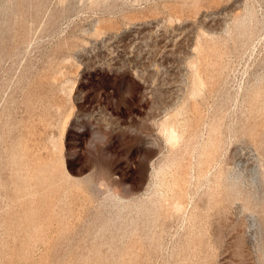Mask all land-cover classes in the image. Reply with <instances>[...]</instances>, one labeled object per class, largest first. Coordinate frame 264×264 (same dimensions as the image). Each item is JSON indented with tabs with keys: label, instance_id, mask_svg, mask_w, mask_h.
Listing matches in <instances>:
<instances>
[{
	"label": "rangeland",
	"instance_id": "1",
	"mask_svg": "<svg viewBox=\"0 0 264 264\" xmlns=\"http://www.w3.org/2000/svg\"><path fill=\"white\" fill-rule=\"evenodd\" d=\"M0 264H264V0H0Z\"/></svg>",
	"mask_w": 264,
	"mask_h": 264
},
{
	"label": "bare ground",
	"instance_id": "2",
	"mask_svg": "<svg viewBox=\"0 0 264 264\" xmlns=\"http://www.w3.org/2000/svg\"><path fill=\"white\" fill-rule=\"evenodd\" d=\"M196 2H197V1H196ZM196 2H194V3H196ZM196 4H197V3H196ZM196 4H195V5H196ZM239 19H240V18H238V21H241V19H240V20H239ZM236 21H237V20H236ZM237 23H240V22H237ZM244 24H245V23H244ZM240 26H241V24H240ZM240 26H239V27H240ZM242 26H243V25H242ZM244 27H245V26H244ZM245 28H246V27H245ZM241 29H242V27H241ZM241 32H243V29L241 30ZM244 33H245V32H244ZM210 51H211V50H210ZM73 108H74V107H73ZM197 116H198V115H197ZM68 117H69V116H68ZM201 117H202V116H201ZM171 118H172L171 116H170L169 118H168V117L165 118L164 121H163L161 124H162V131L165 132L166 135H167V142H168V143L170 142L169 144H172V147H174L175 145H178V143H179L180 140L182 141L183 139H182V137H181V139H180V136H182V135H181V133H180L179 130H178L179 128H176L175 124L172 123V122L170 121ZM199 118H200V117H199ZM196 119L198 120V118H196ZM197 120H196V121H197ZM66 123H67V122H66ZM69 123H70V121H69ZM197 124H198V123H197ZM197 124H196V125H197ZM213 125H214V124H213ZM198 126H200V123H199ZM191 127H192V126H191ZM196 127H197V126H196ZM66 128H67V127H66ZM219 128H220V127H219ZM194 129H195V128H194ZM199 129H200V128H199ZM216 129H217V128H216ZM220 129H221V128H220ZM220 129H219V130H220ZM253 129H254V128H253ZM177 130H178V131H177ZM196 130H197V129H196ZM214 130H215V129H214ZM214 130H211V131H212L211 133H214V132H213ZM63 131H64V130H63ZM66 131H67V130H66ZM192 131H193V130H192ZM194 131H195V130H194ZM215 131H216V130H215ZM179 133H180V134H179ZM190 133H191V132H190ZM190 133H189V135H190ZM61 134H65V131L62 132ZM182 134H183V133H182ZM214 134H215V133H214ZM183 135H185V134H183ZM195 135H196V134H195ZM195 135H194V136H195ZM219 135L221 136V134H219ZM255 135H256L257 137L259 136V135H257V134H255ZM197 136H199V135H197ZM214 136H215V135H214ZM220 136H219V137H220ZM61 137H62V135H61ZM209 137H210V136H209V134H208V142H211V141H209ZM219 137H218V139H219ZM184 139H186V137H184ZM187 139H188V137H187ZM187 139H186V140H187ZM197 139H198V137H197ZM61 140H63V139H61ZM192 140H193V139H192ZM195 140H196V139H195ZM211 140H212V139H211ZM185 142H186V141H185ZM189 142H190V141H189ZM189 142H188V143H189ZM198 142H199V139H198ZM200 142H201V141H200ZM191 143H192V142H191ZM194 143H195V141H194ZM194 143H193V144H194ZM205 143H206V142H204V144H205ZM217 143H218V141H217ZM61 144H62V141H61ZM179 144H180V143H179ZM185 144H187V143H185ZM201 145H202V144H200V146H201ZM205 145H206V144H205ZM210 145H211V149H212V146L215 147V142H213V144H210ZM62 146H63V144H62ZM170 146H171V145H170ZM182 146H184V145H182ZM189 146H190V145H189ZM203 146H204V145H202V147H203ZM207 146H208V145H207ZM216 146H218V145L216 144ZM193 147H194V146H193ZM209 147H210V146H209ZM209 147H208V148H209ZM218 147H219V146H218ZM181 148H183V147H180V149H181ZM189 148H190V147H189ZM196 148H197V146H196ZM205 148H206V147H205ZM185 149H186V148H185ZM185 149L183 148L181 151H183V150H185ZM197 149H198V148H197ZM200 149H201V148H200ZM202 149H203V151L206 152V150H205L204 148H202ZM62 150H63V149H62ZM190 150H192V152H193L194 149H190ZM217 150H218V149H216V151H217ZM172 151H173V149H172ZM172 151H169V152L171 153ZM179 151H180V150H179ZM203 151H202V152H203ZM213 151H215V150H213ZM216 151H215V152H216ZM169 152H168V153H169ZM194 152H195V151H194ZM207 152H209V151L207 150ZM207 152H206V153H207ZM176 153H177V151L175 152V155H176ZM181 153H182V152H181ZM196 153H197V152H196ZM216 153H217V152H216ZM192 154H194V153H192ZM207 154H208V153H207ZM166 155H167V154H166ZM175 155H174L173 158L170 157V156H171V155H170V156L167 158L168 160L166 159V163H165V164L161 163L162 165H161V166L158 168V170L155 172V176L159 179V181H161V183L163 184V186H166L167 191L170 192V193H169V194H170V198H169V196H167L166 198L163 197V198H160V199H155V200L152 201V203L150 202V203L152 204V207H151L150 205H149V206H150L151 208H153V209H152L153 211H154L155 209H157V207H161V209L164 208V205L166 206L167 201H168V202L170 201L167 205L169 206L168 208L171 207V210H173V212H177V213H178V212H181V211H183V210L185 209V204H186V203H184V202H186V201L184 200V198H182V195H183V194L181 195V191L184 190V189L181 190V179L183 178V177L181 178V168H182V166H181L180 161L177 160V158H175V157H176ZM177 155H178V153H177ZM186 155H187V154H186ZM201 155L203 156L202 153H201ZM208 155H209V156H212V155H216V154H212V155H211V153H209ZM61 156H62V154H61ZM179 156H180V155H179ZM181 156H182V155H181ZM197 156H199L198 153H197ZM209 156H208V157H209ZM177 157H178V156H177ZM187 157H188V155H187L186 158H184V159H187ZM203 157H205V156H203ZM215 157H216V156H215ZM60 158H61V157H60ZM163 158H165V156H164ZM182 158H183V156H182ZM182 158H181V160H182ZM197 158H198V157H196V159H197ZM205 158L207 159V157H205ZM209 158H210V157H209ZM209 158H208V159H209ZM179 159H180V158H179ZM198 159H200V157H199ZM202 159H203V158H202ZM202 159H201V160H202ZM212 159H214V156L212 157ZM212 159H211V160H212ZM60 160H62V159H60ZM203 160H204V159H203ZM214 160H216V159H214ZM214 160H213V161H214ZM164 161H165V159H164ZM164 161H162V162H164ZM182 161H183V160H182ZM184 161H185V160H184ZM184 161H183V162H184ZM187 161H188V160H187ZM196 161H197V160H196ZM213 161H212V164L214 163ZM50 162H51V161H50ZM200 162H202V161H200ZM209 162H210V160H209ZM197 163H198V161H197ZM203 163H204V162H203ZM203 163H202V164H203ZM206 163H208V161H206ZM158 164H160V163H158ZM182 164H183V163H182ZM214 164H217V163H214ZM218 164H219V163H218ZM55 165H56V164H55ZM60 165H61V164H60ZM65 165H66V164H65ZM65 165H64V164L61 165V166H63V170H64ZM185 165H186V164H185ZM188 165H189V164H187V166H188ZM199 165H200V164H199ZM210 165H211V163H210ZM61 166L58 167V169H59V168H62ZM194 166L196 167V165H194ZM197 166H198V165H197ZM205 166L209 167L208 164H205ZM211 166H212V165H211ZM211 166H210V167H211ZM49 167H50V166H49ZM183 167H184V165H183ZM190 167H191V164L189 165V168H190ZM200 167H201V166H200ZM202 167H203V166H202ZM202 167H201V168H202ZM53 168H54V167H53ZM189 168H188V170H189ZM204 168H205V167H204ZM216 168H218V167H216ZM182 169H183V168H182ZM184 169H185V168H184ZM198 169H199V168H198ZM207 169H208V168H207ZM37 170H38V169H37ZM39 170H40V169H39ZM43 170H44V169H43ZM59 170H60V172H59V173L57 172V173H58L59 175H60V174L62 175L61 172H64V171H61V169H59ZM59 170H57V171H59ZM212 170H214V169H212ZM212 170H211V171H212ZM216 170H217L216 172H218V169H216ZM53 171H54V170H53ZM168 171H169V172H168ZM202 171H203V170H202ZM202 171H201V172H202ZM204 171H205V170H204ZM209 171H210V170H209ZM55 172H56V171H55ZM182 172H183V171H182ZM187 172H188V171H187ZM205 172H206V171H205ZM205 172H204V175H206V173H207V172H206V173H205ZM219 172H220V171H219ZM64 173H65V172H64ZM184 173H185V172H183V174H184ZM41 174H42V173H41ZM168 174H170V178L168 177V176H169ZM186 174H187V173H186ZM188 174H189V173H188ZM192 174H193V173H192ZM201 174H203V173H201ZM216 174H217V173H216ZM36 175H37V174H36ZM56 175H57V174H56ZM63 175H64V174H63ZM204 175H203V176H204ZM214 175H215V174H214ZM214 175H213V176H214ZM218 175H220V174H218ZM40 176H41V175H40ZM206 176H207V175H206ZM208 176H209V175H208ZM221 176H222V174H221ZM221 176H220V177H221ZM57 177H58V176H57ZM204 177H205V176H204ZM37 178H38V177H37ZM60 178H61V177H59V179H60ZM68 178H69V177H68ZM186 178H188V176H187ZM206 178H207V177H206ZM215 178H216V177H215ZM86 179H88V178H86ZM183 179H184V178H183ZM183 179H182V180H183ZM60 180H61V179H60ZM72 180H74V179H72ZM72 180H71V182H73ZM187 180H188V179H187ZM46 181H47V180H46ZM69 181H70V180H69ZM74 181H75V180H74ZM77 181H78V180H77ZM85 181H87V180H85ZM218 181H219V179H218ZM218 181H216L217 184H219ZM232 181H234V180H232ZM41 182H42V181H41ZM75 182H76V181H75ZM182 182H183V181H182ZM86 183H87V182H86ZM88 183H89V182H88ZM91 183H92V182H91ZM91 183H90V184H91ZM183 183L186 184L185 180H184ZM213 183H214V182H213ZM216 183H215V184H216ZM233 183H234V182H233ZM235 183H236V182H235ZM39 184H40V183H39ZM39 184H38V186H39ZM41 184H42V183H41ZM92 184H93V183H92ZM228 185H230V183H229ZM228 185H227V187H228ZM40 186H41V185H40ZM48 186H49V185H48ZM159 186H160V185H159ZM46 187H47V186H46ZM183 187H184V186H182V188H183ZM229 187H231V185H230ZM229 187H228V188H229ZM234 187H235V186H234ZM237 187H238V185H237ZM97 188H99V190H100V187H97ZM97 188H96V189H97ZM216 188H218V187L216 186ZM216 188H215V189H216ZM228 188H227V189H228ZM210 189H211V188H210ZM227 189H226V190H227ZM231 189H233V188H230V190H231ZM236 189H237V188H236ZM47 190H48V189H47ZM233 190H234V189H233ZM95 191H96V190H95ZM97 191H98V190H97ZM208 191H209V190H208ZM208 191H207V192H208ZM210 191H211V190H210ZM210 191H209V192H210ZM212 191H213V190H212ZM216 191H217V189H216ZM231 191H232V190H231ZM231 191H230V192H231ZM235 191H236V190H235ZM103 192H104V191H103ZM207 192H206V194H208ZM218 192H219V191H218ZM227 192H228V194H229V191H227ZM227 192H225V195H226ZM99 193H101V192H99ZM106 193H107V191H106ZM153 193H155V192H153ZM219 193H220V192H219ZM231 193L233 194V192H231ZM234 193H235V192H234ZM162 194H163V193H162ZM216 194H217V193H216ZM228 194H227V195H228ZM232 194H230L229 196H231ZM152 195H153V194H152ZM156 195H157V193H156ZM167 195H168V194H167ZM210 195H213V193L211 192ZM214 195H215V193H214ZM149 196H150V195H149ZM185 196H186V195H184V197H185ZM49 197H50V196H49ZM49 197H48V198H49ZM215 197H216V196H214V197H212V198L216 199ZM58 198H59V197H58ZM115 198H117V196H116ZM148 198H150V197H148ZM156 198H157V197H156ZM158 198H159V197H158ZM200 198H202V197H200ZM205 198H206V197H205ZM207 198H208V197H207ZM212 198H211V199H212ZM118 199H120V198H118ZM140 199H141V198H140ZM140 199H139V203H141V202H140ZM182 199L184 200V202H183ZM208 199H209V198H208ZM211 199H210V200H211ZM56 200H57V199H56ZM187 200H188V199H187ZM216 200H217V199H216ZM216 200H215V201H216ZM60 201H61V200H60ZM142 201H143V199H142ZM206 201H208V200L206 199ZM206 201H205V203H206ZM215 201L213 200V203H214ZM217 201H218V200H217ZM42 202H43V201H42ZM123 202H124V201H123ZM132 202H133V201H132ZM146 202H148L147 199H146ZM146 202H145V203H146ZM188 202H190V201H188ZM200 202H201V201H200ZM208 202H209V201H208ZM211 202H212V201H211ZM54 203H55V202H54ZM116 203H117V202H116ZM135 203H136V202H135ZM137 203H138V201H137ZM118 204H119V203H118ZM128 204H129V203H128ZM133 204H134V203H133ZM143 204H144V203H142V204H140V205L142 206ZM146 204H147V203H146ZM146 204H145V205H146ZM216 204H217V202H216ZM125 205H126V203H125ZM125 205H123V206H125ZM130 205H131V204H130ZM213 205H214V204H213ZM213 205H212V206H213ZM47 206H48V205H47ZM119 206H120V205H119ZM128 206H129V205H128ZM138 206H139V205H138ZM188 206H189V205H188ZM188 206H187V207H188ZM210 206H211V205H210ZM210 206H209V207H210ZM129 207H130V206H129ZM129 207H128L127 209H129ZM131 207H132V205H131ZM136 207H137V206H136ZM139 207H140V206H139ZM139 207H137L136 210L140 209L139 211H141V208H142V207H141V208H139ZM207 207H208V206H207ZM119 208H120V207H119ZM125 208H126V207H125ZM134 208H135V207H134ZM145 208L147 209L146 206H145ZM148 208H149V207H148ZM151 208H150V209H151ZM165 208H166V207H165ZM120 209H121V208H120ZM195 209H197V208L195 207ZM205 209H206V208H205ZM129 210H130V209H129ZM142 210H143V209H142ZM144 210H145V209H144ZM147 210H148L147 214H149L150 212H152L151 210H150V212H149V209H147ZM167 210H168V209H167ZM171 210H170V211H171ZM185 210H186V209H185ZM118 211H119V210H118ZM120 211H121V210H120ZM133 211H134V210H133ZM133 211H132V212H133ZM155 211H156V210H155ZM157 211H160V210L157 209ZM202 211H203V210H202ZM129 212H130V211H129ZM137 212H138V211H137ZM145 212H146V210H145ZM161 212H162V211H161ZM167 212H168V215H169V211H167ZM121 213H122V212H121ZM134 213H135V211H134ZM134 213H133V214H134ZM154 213H155V212H154ZM154 213H152V214L154 215ZM165 213H166V211H164V216H165ZM170 213H171V212H170ZM183 213H184V211H183ZM198 213H199V212H198ZM118 214H119V213H118ZM118 214H117V215H118ZM128 214H129V213H128ZM138 214L140 215L139 212H138ZM144 214H146V213H143L142 216H143ZM155 214H156V213H155ZM158 214H159V213H158ZM122 215L125 216V215H127V214H126V212H125V215H124V213H123ZM130 215H132L131 212H130ZM130 215H127V216H130ZM149 215H150V214H149ZM149 215H148V216H149ZM153 215H151V216H153ZM182 215H183V214H182ZM182 215H181V216H182ZM202 215H203V214H202ZM118 216H119V215H118ZM132 216H133V215H132ZM135 216H137V215H135ZM161 216H162V214H161ZM164 216H163V217H164ZM171 216H172V215H171ZM196 216L198 217V215H196ZM196 216H195V217H196ZM200 216H201V214H200ZM219 216H220V215H219ZM130 217H131V216H130ZM158 217H159V216H158ZM168 217H169V216H168ZM197 217H196V218H197ZM112 218H113V217H112ZM112 218H111V219H112ZM117 218H118V217H117ZM136 218H137V217H136ZM136 218H135V219L133 218V222H134V220H136ZM143 218H144V216H143ZM165 218H166V216H165ZM219 218H220V217H219ZM114 219H115V218H114ZM122 219H123V221H125V220H124L125 218H122V216H121V220H122ZM127 219H128V218H127ZM129 219H130V218H129ZM144 219L146 220V217H145ZM150 219H151V218H150ZM153 219H154V218H153ZM155 219H156V218H155ZM155 219H154V221H155ZM157 219L159 220V218H157ZM161 219H162V218H161ZM221 219H222V218H221ZM139 220H140V219H139ZM149 221L152 222V220H149ZM154 221L152 222V225H153V223H155ZM166 221H167V220H166ZM108 222H109V221H108ZM108 222H107V223H108ZM110 222H111V221H110ZM121 222H122V221H121ZM126 222H127V220H126ZM139 222H140V221H139ZM113 223H114V222H113ZM123 223H124V222H123ZM123 223H122V225H123ZM128 223H129V222H128ZM128 223H127V224H128ZM131 223H132V222H131ZM135 223H136V222H135ZM142 223H143V222H142ZM145 223H146V222H144V224H145ZM114 224H115V223H114ZM116 224H117V223H116ZM119 224H121V223H119ZM127 224H126V226H127L126 228L128 229V228H130V226H129L130 224H128V225H127ZM132 224H133V223H132ZM147 224H148V226H151V225H149V222H148ZM156 224H157V223H156ZM158 224H159V223H158ZM163 224L165 225V221L163 222ZM166 224H167V223H166ZM108 225H109V224H108ZM117 225H118V224H117ZM142 225H143V224H142ZM120 226H121V225H120ZM123 226H125V224H124ZM128 226H129V227H128ZM154 226H155V224H154ZM107 227H108V226H107ZM121 227H122V226H121ZM131 227H132V225H131ZM158 227H159V226L157 225L156 228H158ZM114 228H117V227L114 226ZM123 228H124V227H123ZM126 228H125V229H126ZM145 228H146V227H145ZM148 228L153 229L152 227H147L146 229H148ZM156 228H155V229H156ZM163 228H164V226H163ZM112 229H113V228H112ZM119 229H120V228H119ZM136 229H137V228H135V230H136ZM138 229H139V228H138ZM141 229H142V228H141ZM141 229H140L139 231H141ZM143 229H144V228H143ZM143 229H142V230H143ZM151 229H150V230H151ZM123 230H124V229H122V230H120V231L122 232ZM118 231H119V230H118ZM118 231H117V232H118ZM120 231H119V232H120ZM128 231H129V230H128ZM144 231H146V230H144ZM156 231H157V230H156ZM109 232H112V230H111V231L109 230ZM113 232H114V231H113ZM115 232H116V231H115ZM115 232H114V233H115ZM124 232H125V231H124ZM131 232H134V233L136 234V231H133V230H132ZM137 232H138V231H137ZM146 232H147V231H146ZM146 232H145V234H147V233H149V232H151V231L148 230V232H147V233H146ZM114 233H113V234H114ZM134 233H132V236H133ZM139 233H140V232H139ZM152 233H153V232H152ZM154 233H155V232H154ZM157 233H158V231H157ZM157 233H156V234H157ZM101 234H102V233H101ZM115 234H116V233H115ZM121 234H123V233H121ZM126 234H127V233H126ZM129 234H131V233H129ZM135 234H134V235H135ZM140 234H141V233H140ZM140 234H139V235H140ZM143 234H144V233H143ZM117 235H118V234H117ZM124 235H125V234H124ZM153 235H154V234H153ZM148 236H149V234H148ZM115 237H116V236H115ZM117 237H118V236H117ZM117 237H116V238H117ZM122 237H123V236H122ZM124 237H125V236H124ZM127 237H128V234H127ZM127 237H126V238H127ZM130 237H131V236H130ZM150 237H152V235H151ZM153 237H154V236H153ZM119 238H120V236H119ZM119 238L116 239V240L118 241ZM145 238H146V237H145ZM154 238H155V237H154ZM156 238H157V237H156ZM150 239H151V238H149V240L147 239L148 243H150ZM114 240H115V239H114ZM120 240L124 241L122 238H121ZM120 240H119V241H120ZM142 240H143V238H142ZM142 240H141V241H142ZM156 240H157V239H156ZM153 241H154V240H153ZM115 242H116V241H115ZM144 242H146L145 239H144ZM151 242H152V239H151ZM139 243H140V242H139ZM141 243H142V242H141ZM154 243H155V242H154ZM156 244H157V243H156ZM141 245L143 246V244H141ZM144 245H145V243H144ZM150 245H151V244H150ZM150 245H149V249H150ZM153 245H154V244H153ZM146 246H147V244H146ZM154 247H155V246H154ZM138 248H139V247H138ZM115 249H116V248H115ZM141 249H142V247H141ZM102 250H103V249H102ZM138 252H139V251H138ZM138 252H137V253H138ZM97 254H98V252H97ZM136 255H137V254H136ZM136 255H135V257H136ZM137 256H138V255H137ZM106 263H107V262H106Z\"/></svg>",
	"mask_w": 264,
	"mask_h": 264
}]
</instances>
